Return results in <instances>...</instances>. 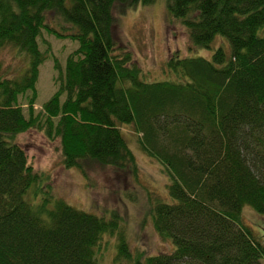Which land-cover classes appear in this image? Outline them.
I'll list each match as a JSON object with an SVG mask.
<instances>
[{
    "label": "trees",
    "instance_id": "16d2710c",
    "mask_svg": "<svg viewBox=\"0 0 264 264\" xmlns=\"http://www.w3.org/2000/svg\"><path fill=\"white\" fill-rule=\"evenodd\" d=\"M155 2L0 0V49L16 48L28 63L20 77L0 74V264H100L105 234L118 235L115 264H263V241L242 210L264 216V0H167L192 47L211 49L223 37L231 51L176 56L167 62L175 79L147 83L131 56L117 53L113 12ZM46 31L78 47L64 70L56 61L60 88L37 112ZM126 126L171 179L173 203L159 199L153 226L174 243L172 253L134 255L116 215L107 220L61 199L50 208L51 194L29 201L43 178L17 136L36 129L59 141L66 169L86 175L97 163L137 177Z\"/></svg>",
    "mask_w": 264,
    "mask_h": 264
},
{
    "label": "rangeland",
    "instance_id": "374dc122",
    "mask_svg": "<svg viewBox=\"0 0 264 264\" xmlns=\"http://www.w3.org/2000/svg\"><path fill=\"white\" fill-rule=\"evenodd\" d=\"M113 13L114 35L119 43L117 53L129 54L131 64L141 71V79L147 83L175 79L167 62L176 56L212 60L214 52L221 46H225L227 53L231 51L229 42L223 37L217 38L211 49L192 47L184 26L170 15L167 0H156L151 5H116ZM48 25L57 31L62 29L61 24L52 17ZM41 43L42 50L49 45L50 56L40 67L38 100L35 105L37 112L43 110L60 88L56 61L64 70L68 56L78 47L77 43L58 38L48 31L44 32ZM27 67L26 58L16 48L0 49L1 75L20 77ZM27 101L21 99L25 106ZM122 131L137 158V177L128 170H115L97 163L86 167V175L77 169H66L59 141H50L36 129L17 136L16 141L25 149L30 163L43 178L42 183L35 186L41 191L35 195L36 188H32L29 201L39 205L51 194L52 199L47 203L50 208L55 200L61 199L80 211L107 220L116 215L134 255L172 253L176 249L174 243L162 239L153 226V215L159 199L173 203L169 194L171 179L162 164L140 147L139 137L132 127H123ZM242 218L264 244V216L245 206ZM117 237V234L115 237L105 234L102 255L98 252L100 264H115L118 255ZM262 262L264 264V260Z\"/></svg>",
    "mask_w": 264,
    "mask_h": 264
}]
</instances>
